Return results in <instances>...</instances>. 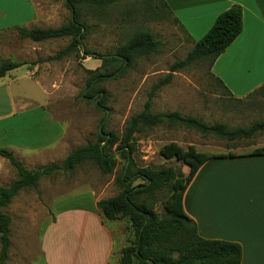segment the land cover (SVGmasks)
<instances>
[{
	"label": "rangeland",
	"instance_id": "rangeland-1",
	"mask_svg": "<svg viewBox=\"0 0 264 264\" xmlns=\"http://www.w3.org/2000/svg\"><path fill=\"white\" fill-rule=\"evenodd\" d=\"M29 1L36 7L37 27L57 28L69 21L70 13L63 0ZM15 7L20 6L15 3ZM78 12V20L86 28L82 47L94 55L85 56L79 52L38 64L36 74L45 80V87H41L45 99L39 110L28 114L27 118H31L29 121L19 124V132H42L44 125L40 117L45 113L60 125L64 146L55 151L56 158L53 159L48 156L50 153L28 156L22 153L23 150L17 153L15 159L29 171L51 164L61 165L73 150L95 143L101 131L120 138L128 119L142 110L153 85L164 79L171 65L183 60L192 48L159 0H118L103 7L81 5ZM137 30H147L154 35L158 45L155 54L134 60L132 66L120 75L89 86L93 74L86 71L103 75L116 69V66L101 68L102 62L96 55L113 54ZM69 42L70 38H60L35 43L10 33L6 34L3 43L4 55L14 54V62L45 60ZM253 83L255 80L246 81V87H242L241 91L248 92L253 88ZM32 94L40 100L37 92ZM258 95L264 96V92ZM23 108L24 104L17 107L18 110ZM151 112H178L208 125L221 123L231 129L248 128L264 119V98L246 102L232 100L211 75L209 62L199 61L173 73L170 81L154 93ZM260 141L259 137H254L252 140L229 142L162 124L134 134L132 162L134 168H172L186 176L188 167L182 161L165 159L160 154L164 145L175 143L184 150L192 146L198 152L226 153L243 149L244 143ZM114 156L117 165L108 175H102L92 162H84L73 171H61L40 179L34 189L20 191L2 210L11 218L10 247L5 264H44L39 236L44 225L52 219L54 211L64 206L88 205L92 200L117 195L119 189L114 180L121 172L124 161L118 154ZM15 179L16 172L11 165L8 162L2 164L0 187H7ZM166 197L165 190H159L150 197L152 208L159 215L163 213ZM57 200L62 201L61 204H54ZM121 223L124 242L132 241L133 232L128 220L125 218ZM109 225L112 227L113 223Z\"/></svg>",
	"mask_w": 264,
	"mask_h": 264
},
{
	"label": "crops",
	"instance_id": "crops-1",
	"mask_svg": "<svg viewBox=\"0 0 264 264\" xmlns=\"http://www.w3.org/2000/svg\"><path fill=\"white\" fill-rule=\"evenodd\" d=\"M161 1L191 47L207 33L219 14L238 6L242 13V32L214 61L210 73L221 81L228 96L236 102L264 98L256 95L264 85V0ZM15 3L20 7H15ZM17 28H40L36 26V7L29 0H0V60L15 61L14 54L4 55L3 43L6 34L17 35ZM17 63L23 65L0 79V148L11 151L14 156L23 150L27 156L43 152L50 153L51 159L56 158L55 151L63 145V131L49 115L44 113L40 117L44 125L42 132L23 135L19 132V124L29 121L28 114L39 110L45 99L41 88L45 87V80L36 74L38 64L45 63L44 59H24ZM249 80H255L251 84L253 88L242 92ZM33 92L38 93L40 100ZM21 104L24 108L18 110ZM254 137L261 141L244 143L243 149L237 152H199L233 156L206 161L182 200L183 211L195 223L198 236L238 244L240 264H264V155H249L264 147V132L241 140ZM5 162L8 161L0 158V166ZM61 202L57 200L54 204ZM96 202L54 211L39 236L44 264H117L119 253L126 246L123 219L106 220ZM109 223H113L112 227Z\"/></svg>",
	"mask_w": 264,
	"mask_h": 264
},
{
	"label": "trees",
	"instance_id": "trees-1",
	"mask_svg": "<svg viewBox=\"0 0 264 264\" xmlns=\"http://www.w3.org/2000/svg\"><path fill=\"white\" fill-rule=\"evenodd\" d=\"M117 1L63 0L70 13L67 23L57 28L30 30L17 28V36L35 43L70 38L67 46L44 61L59 60L79 52L85 56H92L93 53H89L82 47L86 28L78 20V7L81 5L103 7ZM160 2L161 6L167 10L166 5L161 0ZM174 22L177 23L176 20ZM242 29V13L238 6H233L219 14L207 33L193 44L186 57L175 61L168 75L153 85L142 110L128 119L120 138L113 133L101 131L95 143L73 150L65 157L61 165L51 164L34 171L25 169L11 151L0 148V158L7 160L16 172V179L13 182L7 187H0V264H5L7 259L11 225V218L2 210L20 191L34 189L40 179L61 171H73L84 162H92L102 175H108L117 165L114 154H118L124 161L121 172L114 180L119 192L113 197L98 200L96 207L106 220L126 218L133 232V240L126 241V246L119 253L117 264H240V246L236 243L199 237L195 223L187 217L182 206L183 195L198 169L211 158L233 155H205L197 152L192 146L184 150L175 143L164 145L160 149V154L165 159L182 161L188 167L186 176L175 172L172 168L160 170L134 168L132 156L135 153L134 134L144 128L153 129L162 124L178 126L195 131L201 136H213L229 142L248 139L257 133L264 132V119L251 124L248 128L231 129L221 123L208 125L196 118L182 116L178 112H151L154 93L170 81L173 73L199 61H208L210 69L214 61L241 34ZM157 48V41L152 33L147 30H137L113 54L96 55L102 62L101 68L116 66V69L103 75H98L95 71H86L93 74L88 83L89 86L120 75L132 66L134 60L155 54ZM22 65L23 63L9 60L0 62V79ZM215 80L229 95L221 81ZM262 92H264V85L256 95ZM249 155H264V147L253 150ZM137 181L139 182L135 183ZM159 190H165L167 193L161 215L153 210L150 201V197Z\"/></svg>",
	"mask_w": 264,
	"mask_h": 264
}]
</instances>
